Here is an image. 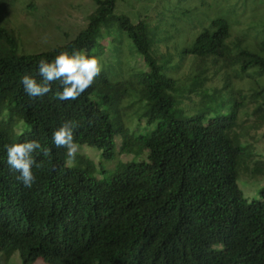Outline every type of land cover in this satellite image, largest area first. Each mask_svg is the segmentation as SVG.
<instances>
[{"label": "trees", "instance_id": "16d2710c", "mask_svg": "<svg viewBox=\"0 0 264 264\" xmlns=\"http://www.w3.org/2000/svg\"><path fill=\"white\" fill-rule=\"evenodd\" d=\"M12 1L0 0V264H264V185H238L264 175L250 134L264 136V0H91L73 37L32 54L18 52ZM73 49L102 64L81 97L59 101L58 82L24 92L23 74L39 81L41 59ZM64 121L75 158L51 142ZM29 139L51 149L33 154L30 188L4 151Z\"/></svg>", "mask_w": 264, "mask_h": 264}, {"label": "clouds", "instance_id": "9594fccd", "mask_svg": "<svg viewBox=\"0 0 264 264\" xmlns=\"http://www.w3.org/2000/svg\"><path fill=\"white\" fill-rule=\"evenodd\" d=\"M101 71L102 64L97 56L89 55L80 49L65 50L51 61L41 59L38 62L39 81L33 75L23 74L20 84L29 97L39 98L53 93V83L58 82L59 89L53 93L56 99L62 102L76 101L92 86ZM76 127V122L64 121L51 134L52 144L66 148L69 158H75L78 150L74 140ZM4 151L6 164L18 173L17 179L29 188L36 180L33 168L40 166L33 154L39 152L48 157L51 153L49 147L35 139L8 144Z\"/></svg>", "mask_w": 264, "mask_h": 264}, {"label": "rangeland", "instance_id": "374dc122", "mask_svg": "<svg viewBox=\"0 0 264 264\" xmlns=\"http://www.w3.org/2000/svg\"><path fill=\"white\" fill-rule=\"evenodd\" d=\"M92 8L91 0H13L9 20L20 35L18 52L32 54L64 43L66 35L73 37L83 27L85 17ZM250 134L254 137L252 153L264 159V136L260 131L250 130ZM86 151L91 153L88 149ZM132 157L133 153L128 152L120 159L125 161ZM238 185L250 196L264 185V175L250 178L243 172Z\"/></svg>", "mask_w": 264, "mask_h": 264}]
</instances>
